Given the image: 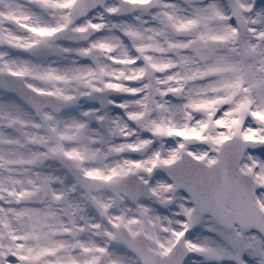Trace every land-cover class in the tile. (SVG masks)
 Instances as JSON below:
<instances>
[{
    "label": "snow or ice",
    "instance_id": "obj_1",
    "mask_svg": "<svg viewBox=\"0 0 264 264\" xmlns=\"http://www.w3.org/2000/svg\"><path fill=\"white\" fill-rule=\"evenodd\" d=\"M0 264H264V0H0Z\"/></svg>",
    "mask_w": 264,
    "mask_h": 264
}]
</instances>
